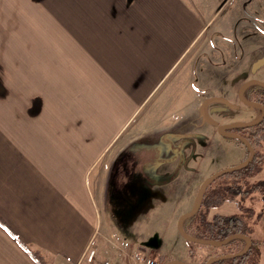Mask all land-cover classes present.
<instances>
[{
    "label": "crops",
    "instance_id": "1",
    "mask_svg": "<svg viewBox=\"0 0 264 264\" xmlns=\"http://www.w3.org/2000/svg\"><path fill=\"white\" fill-rule=\"evenodd\" d=\"M219 1L64 0L62 14L53 9L42 15L36 0H0V264H40L33 251L46 264H83L92 247L94 264H111L101 256L106 257L105 247L115 248V238H109L114 223L130 214L132 190L119 189L115 157L144 135L183 131L186 119L194 118L195 105L211 96L209 90L191 88L196 74L203 88L212 77L225 88L232 66H247L250 54L260 56L251 66L264 58V46L248 50L249 42L263 37L264 0H238L231 15L194 50ZM190 52L168 99L148 121L129 127L154 89ZM59 55L64 62L75 55L80 63L75 69L66 62L58 67ZM250 78L244 76L238 86ZM90 84L97 90L88 95ZM126 132L128 139L106 158ZM263 171L257 179L264 180ZM153 182L143 179L136 185H155L172 204L179 198L171 223L194 207L195 178ZM257 215L253 237L261 242L259 264H264V204L258 205ZM185 242V256L167 260L192 264ZM162 245L147 251L127 243V253L112 261L147 264L155 259L163 264L160 257L168 252H162Z\"/></svg>",
    "mask_w": 264,
    "mask_h": 264
},
{
    "label": "rangeland",
    "instance_id": "2",
    "mask_svg": "<svg viewBox=\"0 0 264 264\" xmlns=\"http://www.w3.org/2000/svg\"><path fill=\"white\" fill-rule=\"evenodd\" d=\"M27 1V0H26ZM35 1V0H34ZM41 3V14L47 15L49 10L55 9L56 13L59 15L63 13L64 10V0H36ZM238 0H221L218 2V5H213V11L211 13H215L212 19V22L207 27L208 32L204 33L201 38H199L192 47L194 50L198 48L199 44L203 43V40L208 39L211 31L217 26V24L225 17L231 15L233 11V7L237 4ZM210 4V3H209ZM212 4V3H211ZM203 6H206L205 4ZM264 10V6H263ZM206 29V30H207ZM263 37H261L257 43L249 42L248 50L251 52H255L256 50L262 48L264 46V31H262ZM193 50V51H194ZM192 51V52H193ZM192 52H190L187 57L180 60L178 64L174 67V69L168 74V76L158 85L151 96L147 99V101L142 105L136 116L132 119L129 127L131 128L136 124H139L141 120L147 119L151 116L153 112L156 111L157 106L160 105L162 99L167 100V95L170 90V86L172 85L175 78L185 70L187 62L189 60V56H191ZM245 56L244 52H242L241 57ZM65 56H58V67L63 66L64 63L72 64L73 68H77V64L80 63V57L73 55L71 60L60 61V58H64ZM247 57V56H246ZM260 56L256 53L250 54L248 57V65L241 66L237 70L235 66H232L231 71H228V77H226L227 87L222 88L219 86L220 78L218 80L216 78H211V81L208 80L204 87V84L200 83V79H198V74H196V79L193 85L191 84V88L195 91L202 90L203 92H210V98L205 99V102L197 103L194 107L195 113L194 118L186 119V123L184 125L183 131L180 132L179 135L174 136L175 141L179 144L183 143V147L186 146L187 149H190L191 146H187L189 142H194L196 144V158H193V161H190V168L188 171L182 172L180 175L181 178H184L186 181H192L195 178V187L193 189L194 194L197 196L199 192L200 185L203 181L210 177L212 174L226 169L228 167L238 165L247 156L238 150V148H245L240 142L236 140H225V137L219 134L217 128L224 124H230L234 122H247L252 121L257 116L260 115V111L256 108L249 107L245 105L239 98L238 92L240 87V79L246 75L252 77L251 79H257L264 82V58H260L258 62L251 66V62L253 58H259ZM92 62V60H89ZM92 68V67H90ZM230 67H226V72ZM63 75V73L61 74ZM95 72L89 71V79L95 78ZM92 80V79H91ZM191 81V77H188V81L186 83L189 84ZM91 82V81H90ZM93 82V81H92ZM90 87L86 88V93L91 95V93H95L97 90L93 87V84L89 85ZM70 89V88H69ZM75 92L74 87L71 89ZM200 91V93L202 92ZM194 94V93H193ZM203 96V95H202ZM186 98L190 96L187 95ZM204 98V97H203ZM190 103V102H189ZM189 103H185V106H188ZM170 104V103H169ZM199 106V108L197 107ZM197 107V108H196ZM132 124V125H131ZM149 125L151 123H148ZM127 127V128H129ZM130 130V129H129ZM128 132L124 133L112 146V148L106 153V158H111L118 149L124 144L126 139H128ZM161 137H157L154 135H144V137L134 141V144L141 145L143 147L130 145L128 148H132L134 155H131V151L125 150L121 151L115 157L114 166V176L117 174V170L120 167L121 162L127 157L131 158V164L128 163V160L125 161L127 164V169L129 172L128 164H130V170H137L138 172H143L141 164L144 162L151 161V153L148 149L152 147V149H156L157 145L160 144ZM188 141V142H187ZM156 143V144H155ZM241 146V147H240ZM243 146V147H242ZM138 149V150H137ZM144 149V150H143ZM142 150V151H141ZM247 150V149H246ZM130 152V154H129ZM188 152V151H187ZM136 160V161H135ZM141 162V163H140ZM140 163V164H139ZM139 164V165H137ZM137 165V166H136ZM158 165V161H154L146 167V173L149 177L154 180H164L167 179V175H155L152 173V169H154ZM112 166V168H113ZM112 171V169H111ZM141 176V175H140ZM264 179V171L261 179ZM116 180V177H115ZM253 181L257 180V177L252 179ZM117 182V181H116ZM124 182V181H123ZM182 184L179 185L180 193ZM119 186V184H118ZM179 198H175L172 202L166 198L165 192H160L156 189L155 185L152 184H142V185H134L133 189L129 194V200L131 202V208L129 210L130 214L125 215L124 217L119 218L116 223H114V232L113 235L109 239H114L115 248L105 247L107 254L106 257L101 256V260L108 259L111 264H114L112 259L117 258L118 255H125L127 253V243L132 245L136 244L147 251L155 250L161 243L163 244L162 252H168L164 257V263L166 264L168 258L173 257L175 254L180 256L182 251V244H185V240L182 239L181 235L178 233V222L176 224L171 223L169 218L171 216V211H173L174 204L177 202ZM167 205L164 208H161V204L166 203ZM246 207H252L257 214L258 205L263 204L260 200V196L257 194H253L251 197H248L244 202ZM238 209L236 208L234 203H225L217 209H210V216L215 213H220L224 215H230L237 213ZM169 221V222H167ZM123 227L121 228V226ZM152 228V229H151ZM154 232L153 237L149 240L147 239L150 233ZM175 236V237H174ZM112 240H110L111 242ZM190 247L195 250V257L188 256L187 259L192 264H201L205 260H208V255L215 253L214 250L208 247H201L198 245H190ZM90 250H95V247L90 248ZM96 251V250H95ZM219 253V252H218ZM109 254V255H108ZM182 256H185L184 253H181ZM115 255V256H114ZM96 256V253H95ZM83 264H94L93 261H87V257H85Z\"/></svg>",
    "mask_w": 264,
    "mask_h": 264
},
{
    "label": "trees",
    "instance_id": "3",
    "mask_svg": "<svg viewBox=\"0 0 264 264\" xmlns=\"http://www.w3.org/2000/svg\"><path fill=\"white\" fill-rule=\"evenodd\" d=\"M245 96L249 100L264 105V87L253 85L245 92ZM249 130L247 135L240 134L247 138L255 148L254 160L243 169L216 178L206 190L200 210L183 222L184 231L198 239L220 242L233 234H244L252 239L250 250L243 256L219 260L213 264H259L261 242L253 237L258 215L252 207H246L244 202L248 197L257 194L264 204V180H252L254 177H258L264 167V120L250 127ZM240 144L242 143L240 142ZM248 155L249 150L247 149V156L244 160L247 159ZM225 203H234L238 212L230 215L215 213L210 216V209H217ZM187 243L190 248L189 255L195 257V250L190 245L196 243L188 241ZM196 245L208 247L215 251L211 255L220 256L239 253L246 246V241L234 239L218 248L201 244ZM31 254L40 264H46L38 252L33 251ZM160 260L164 262V257H160ZM206 262L207 260L201 264H206Z\"/></svg>",
    "mask_w": 264,
    "mask_h": 264
},
{
    "label": "water",
    "instance_id": "4",
    "mask_svg": "<svg viewBox=\"0 0 264 264\" xmlns=\"http://www.w3.org/2000/svg\"><path fill=\"white\" fill-rule=\"evenodd\" d=\"M252 85H259L261 87H264V82L257 80V79L248 80L247 82H245L240 87L239 92H238V96H239L240 100L245 105L252 107V108L262 110L261 116L255 120H252L249 122H234V123H230V124H224V125H221L218 127L219 134H221L222 136L227 137V138H232V139L238 140L239 142H242L248 148V150H249L248 158L238 165H234V166L228 167L226 169L220 170V171L212 174L210 177L206 178L200 187V190L198 192V196H197L194 207L189 212L183 214L179 218V221H178V225H177L178 232L181 235V237L188 242H193L196 244L208 245V246L218 248V247H223L228 242H230L231 240H234V239H243L246 241V246L239 253L220 255V256H212L207 260L206 264H213L214 262L219 261V260L243 256L244 254H246L250 250V248L252 246V239L249 236L244 235V234H233V235L227 237L226 239H224L223 241L215 242V241H211V240H203V239H198V238L192 237V236L188 235L183 229L184 220L186 218L196 214L200 210V207H201L203 198L205 196L206 190L208 189L209 185L216 178H218L219 176L224 175L226 173L237 171V170H240V169L247 167L255 158V154H256L255 148L251 145L250 141L238 133L228 131V130H233L236 128L252 127V126L259 124L260 122H262L264 120V105L261 103L249 100L244 96V91ZM167 264H188V263L181 261V260H174L173 259V260H169L167 262Z\"/></svg>",
    "mask_w": 264,
    "mask_h": 264
},
{
    "label": "flooded vegetation",
    "instance_id": "5",
    "mask_svg": "<svg viewBox=\"0 0 264 264\" xmlns=\"http://www.w3.org/2000/svg\"><path fill=\"white\" fill-rule=\"evenodd\" d=\"M250 87H248L244 91V96H245V92H247V90ZM258 103H260V102H258ZM258 110L260 111V115L257 116V118H259L262 114V110H260V109H258ZM257 118H255V119H257ZM240 122H242V121H240ZM247 122H249V121H247ZM249 128L250 127H243V128H236V129L228 130V131L235 132L238 134L243 133V134L247 135L248 134L247 132L250 131ZM239 129H242V130L239 131ZM217 131H218V128H217ZM179 134L180 133H166V134L161 136L162 140L160 141V144L157 145L156 149H152V147H149L148 150L150 152H152L150 157H151V159L152 158L153 159L151 161H149V158H148L147 162H144L143 164H141L142 168H143V172H138L137 170L136 171L130 170V168H131L130 164H131V161H133V160H131V158L128 159L126 157L121 162L120 167L117 170V174H116V178L118 180L117 184H119V189L121 191H124V192L127 190L128 187L130 189H133L134 185L136 186V183L138 182V180H143V179H146L152 183H154L153 181H161L162 179L161 180L160 179L154 180L153 178L149 177L146 173V170H147L146 167L156 160L158 161V165L154 169H152V173H154L155 175H159L158 171L159 170L161 171L160 168L162 167V169L164 170V173L162 175H167V177H168L167 179L162 180L163 182L175 180L176 178H179L182 176V175H180L182 172L188 171V168H190V161H193L194 160L193 158H196V151H195L196 150V144L194 142H192V143L189 142V144L187 146L192 147L191 151H190V149H187L186 146L183 147V143L186 142V141H184V139H183V142H181L179 144L175 141L174 136L179 135ZM225 140H227V141L231 140L232 141L233 139L225 137ZM132 143L130 145H132ZM133 146L134 147L135 146L143 147V146L137 145V144H134ZM133 146H132V148H130V149L127 148V149H124L123 151H125V150L131 151V155H134ZM121 153H120V156L122 155ZM129 154H130V152H129ZM126 160H128V163H130V164H128L129 172H128V169L126 167L127 164H125ZM139 164H137V165H139Z\"/></svg>",
    "mask_w": 264,
    "mask_h": 264
},
{
    "label": "built area",
    "instance_id": "6",
    "mask_svg": "<svg viewBox=\"0 0 264 264\" xmlns=\"http://www.w3.org/2000/svg\"><path fill=\"white\" fill-rule=\"evenodd\" d=\"M94 256L95 252L93 250H88V252L86 253L87 261L92 262L94 260ZM147 264H158V262L155 259H150L147 261Z\"/></svg>",
    "mask_w": 264,
    "mask_h": 264
}]
</instances>
